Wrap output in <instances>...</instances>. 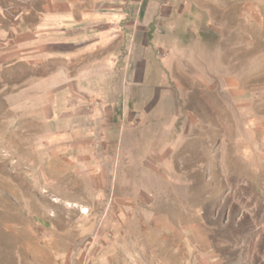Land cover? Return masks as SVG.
<instances>
[{
	"label": "rangeland",
	"instance_id": "1",
	"mask_svg": "<svg viewBox=\"0 0 264 264\" xmlns=\"http://www.w3.org/2000/svg\"><path fill=\"white\" fill-rule=\"evenodd\" d=\"M0 264H264V0H0Z\"/></svg>",
	"mask_w": 264,
	"mask_h": 264
},
{
	"label": "crops",
	"instance_id": "2",
	"mask_svg": "<svg viewBox=\"0 0 264 264\" xmlns=\"http://www.w3.org/2000/svg\"><path fill=\"white\" fill-rule=\"evenodd\" d=\"M113 15H115V14H114V13H109V14H108L109 17H112ZM113 21H116V20L113 19ZM111 26H113V25H111ZM80 120H82V118H80Z\"/></svg>",
	"mask_w": 264,
	"mask_h": 264
}]
</instances>
